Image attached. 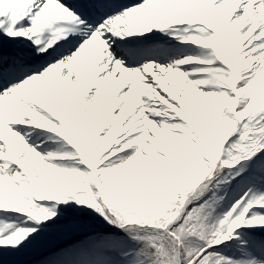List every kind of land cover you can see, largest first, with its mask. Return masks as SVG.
Instances as JSON below:
<instances>
[{
  "label": "snow or ice",
  "instance_id": "1",
  "mask_svg": "<svg viewBox=\"0 0 264 264\" xmlns=\"http://www.w3.org/2000/svg\"><path fill=\"white\" fill-rule=\"evenodd\" d=\"M0 264H264V0H0Z\"/></svg>",
  "mask_w": 264,
  "mask_h": 264
}]
</instances>
